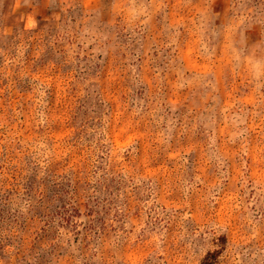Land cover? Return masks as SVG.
<instances>
[{"label": "rangeland", "instance_id": "1", "mask_svg": "<svg viewBox=\"0 0 264 264\" xmlns=\"http://www.w3.org/2000/svg\"><path fill=\"white\" fill-rule=\"evenodd\" d=\"M0 264H264V0H0Z\"/></svg>", "mask_w": 264, "mask_h": 264}]
</instances>
